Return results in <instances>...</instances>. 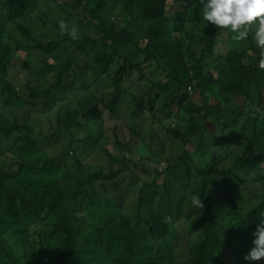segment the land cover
<instances>
[{
	"label": "trees",
	"instance_id": "1",
	"mask_svg": "<svg viewBox=\"0 0 264 264\" xmlns=\"http://www.w3.org/2000/svg\"><path fill=\"white\" fill-rule=\"evenodd\" d=\"M44 1L0 0V142L26 133L64 156L58 180L34 188L16 181L50 199L34 228L44 244L45 264H242L254 247L253 233L264 221V194H238L233 168L240 157L264 154V94L255 93L244 113L210 128L193 114L192 99L186 93L173 123L189 139L185 154L196 161L199 156L206 159L201 163L213 174L210 197L214 201L188 232L176 240L166 236L150 244L148 201L141 192L147 174L127 153L139 149V144L152 148L156 141L113 72L137 36L157 42L174 37V48L186 65L195 48L193 36L202 27L192 12H203L200 0H111L119 6L117 22L92 20L89 11L101 0H58L54 12L46 14L51 23L39 36L23 19ZM144 9H157L159 15L145 22ZM60 20L68 24L69 32L75 25L77 39L61 35ZM32 49L51 55L52 61L35 60L32 65ZM231 92L226 93L228 100ZM90 121L96 125L91 127ZM102 154L119 164L120 200L111 205L90 199L86 212L76 214L83 208L77 187L103 175L101 168L91 167L92 160ZM70 214L74 215L63 216ZM85 230L99 231L98 238L79 240ZM118 251L123 256H115ZM28 259L26 246L13 247L0 239V264H26Z\"/></svg>",
	"mask_w": 264,
	"mask_h": 264
},
{
	"label": "clouds",
	"instance_id": "2",
	"mask_svg": "<svg viewBox=\"0 0 264 264\" xmlns=\"http://www.w3.org/2000/svg\"><path fill=\"white\" fill-rule=\"evenodd\" d=\"M192 10L202 27L193 36L195 48L184 65L174 48L175 38L162 42L135 37L118 58L113 72L138 118L156 141L152 148L131 149L127 155L147 174L141 187L148 201L146 213L150 244L166 236L176 240L208 213L213 174L209 168L185 154L189 139L180 125L173 123L186 93L192 99L193 114L205 123L224 121L244 113L255 93L264 94V0H200ZM61 35L78 38V29L59 21ZM231 97L216 101L218 94ZM206 94L210 98H206ZM224 101H228L224 103ZM91 127L96 122L90 121ZM73 147L71 141H67ZM119 164L107 155L92 160V169L103 175L90 178L77 187L83 209L88 201L111 205L120 200ZM64 156L46 142L26 133L0 142V239L27 248L26 264H45L44 244L34 233L36 217L50 206L45 195H35L16 181L31 188L59 179ZM233 185L240 195L264 194V154L253 152L235 161ZM254 247L244 257L264 261V221L253 233Z\"/></svg>",
	"mask_w": 264,
	"mask_h": 264
},
{
	"label": "rangeland",
	"instance_id": "3",
	"mask_svg": "<svg viewBox=\"0 0 264 264\" xmlns=\"http://www.w3.org/2000/svg\"><path fill=\"white\" fill-rule=\"evenodd\" d=\"M58 0H46L41 3L39 8L34 9L29 13L27 17L23 19V22L26 24L32 26L36 33L41 36L42 31L45 30L46 28V23L49 25L52 21L51 18H49L47 15H50L51 13L54 12L55 6L57 5ZM118 5H115L114 3L111 2V0H101L97 3V5L89 11V15L91 16L92 20L94 22H98L101 18H110L113 21L117 22L118 20L121 19L120 12L118 10ZM124 14L126 11L123 12ZM47 14V15H46ZM159 11L157 9H144L143 10V17L144 21L148 22L152 19H155L158 17ZM30 54L32 55V62L31 64L34 65L35 60H47V61H52L51 55L45 53L42 50L39 49H32L30 50ZM22 70L25 72H31L33 71V68L28 70L24 67H22ZM43 68L41 67L39 71H42ZM226 94H218L216 96V101H223L225 98ZM208 127L214 128L216 125V122H208L206 123ZM145 147L144 144H139L138 148L141 149ZM191 149H194V146H190ZM199 161L200 162H205L206 159H203L202 156H199ZM84 213L86 212V209H83L82 211H77L76 214L78 213ZM74 214L70 215H63L66 218H71ZM99 236V231L97 230H85L80 236L79 240L81 241H91V240H96ZM56 251V248H54V252ZM115 256H123L122 251H118ZM83 263H86L85 260ZM242 264H256V262H251L245 260ZM258 264H264V261L258 262Z\"/></svg>",
	"mask_w": 264,
	"mask_h": 264
},
{
	"label": "built area",
	"instance_id": "4",
	"mask_svg": "<svg viewBox=\"0 0 264 264\" xmlns=\"http://www.w3.org/2000/svg\"><path fill=\"white\" fill-rule=\"evenodd\" d=\"M118 185H120V179H117V178L113 179L112 183H111V186L114 188V187H116Z\"/></svg>",
	"mask_w": 264,
	"mask_h": 264
}]
</instances>
